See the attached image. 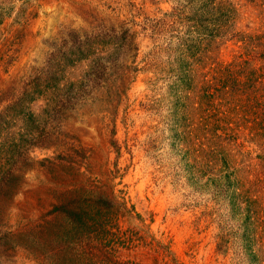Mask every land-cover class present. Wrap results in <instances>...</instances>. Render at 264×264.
I'll list each match as a JSON object with an SVG mask.
<instances>
[{
	"label": "rangeland",
	"instance_id": "obj_1",
	"mask_svg": "<svg viewBox=\"0 0 264 264\" xmlns=\"http://www.w3.org/2000/svg\"><path fill=\"white\" fill-rule=\"evenodd\" d=\"M263 36L264 0H0V264H264Z\"/></svg>",
	"mask_w": 264,
	"mask_h": 264
},
{
	"label": "trees",
	"instance_id": "obj_2",
	"mask_svg": "<svg viewBox=\"0 0 264 264\" xmlns=\"http://www.w3.org/2000/svg\"><path fill=\"white\" fill-rule=\"evenodd\" d=\"M262 38H264V36ZM262 59L264 60V56L262 57ZM234 67L236 70H238V68H239V71H234V69L231 68V66L223 68L220 71V73H223L222 77L218 80V82L215 81L216 83L215 84L213 83V86L216 87L215 88L216 92H223L224 91L225 95L228 94L227 92H225L226 89H230L229 92L232 94L230 99L233 102L238 101L241 103V101L243 100L242 97L246 95V91H247L246 90L247 88H243V89L238 88V86L241 85L239 78L241 77V74L244 72H243V69H242L240 64H236V65H234ZM260 78H262V77H257L256 73H252L251 78H250L251 79L250 84H253V85L256 84V82H258L257 80H259ZM253 79H255V80H253ZM209 91H210V88H208L206 90L207 94H206L205 98H208L207 96H209V97L211 96L208 94ZM247 96L249 99L248 100L249 103H255L258 105V107H260L261 106L260 99L264 100V90H256L255 92L247 94ZM260 122L262 124H264V119H262ZM259 136L264 138V126L262 127V129L260 128Z\"/></svg>",
	"mask_w": 264,
	"mask_h": 264
}]
</instances>
